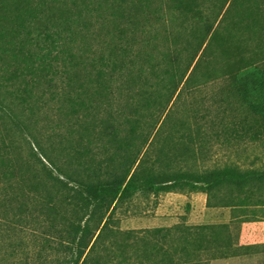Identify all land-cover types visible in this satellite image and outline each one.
<instances>
[{"label": "rangeland", "instance_id": "obj_1", "mask_svg": "<svg viewBox=\"0 0 264 264\" xmlns=\"http://www.w3.org/2000/svg\"><path fill=\"white\" fill-rule=\"evenodd\" d=\"M83 1L90 30L49 31L41 44L23 45L18 63L28 89L7 85L3 93L14 102L15 95L24 98L19 106L28 130L52 155L60 147L66 163L84 162V174L103 172L123 160L131 146L121 144L124 138L131 144L133 135L139 155L146 149L150 160L173 169H264V0ZM114 22L124 30L123 43L106 32ZM206 27L214 32L196 62ZM111 44L114 60L128 66L150 54L142 79L148 83L127 84L126 69L111 82L96 74L111 67L104 64H111ZM67 52L85 72L70 91L63 85ZM41 72L51 78L49 87L36 83ZM96 78L104 80L98 94ZM26 138L0 117V264H54L73 207L69 191L27 160ZM19 209L24 216L17 221ZM111 217L95 264H264V182L137 192L117 203Z\"/></svg>", "mask_w": 264, "mask_h": 264}, {"label": "trees", "instance_id": "obj_2", "mask_svg": "<svg viewBox=\"0 0 264 264\" xmlns=\"http://www.w3.org/2000/svg\"><path fill=\"white\" fill-rule=\"evenodd\" d=\"M63 1L64 3L62 0H57V5H53L43 3L40 0L41 4L48 6L43 8L37 4V1L33 3V0H0V117H7L21 132V135L27 137L24 140L28 148L27 160L42 164L41 172L43 175L58 188L69 191L65 195L67 202L73 207V213L65 220L67 228L62 230L65 234L62 236L59 234L60 241L58 242L63 254L54 264H95L91 260L95 249L102 242V239L104 240L101 231L112 219V210L117 203L128 199L137 192L157 193L170 191L176 187L210 191L223 184L241 186L264 182V169L238 170L232 167H218L200 171L173 169L168 161H160L159 158L150 160L146 154V149L139 155L138 147L135 144L138 137L133 138V135L129 136L132 138L131 144H128L126 139L125 145V138L123 139L122 147L131 146L130 150L126 151L123 160L111 163V165L109 162L103 172L91 169L87 174H84L82 171L85 170V167L81 168L83 161L75 160L74 163H66L69 161L63 156L60 147L56 155H52V151L47 148V145L31 130H28L29 126L23 115L25 109L19 106L25 104L24 98L15 95V98L19 100L14 102L11 98L5 97L3 93L9 92L7 85L13 87V90L20 87L23 90L28 89L25 87L27 83L18 63L17 52H21L23 45L31 42V40L41 44L42 40H46L47 36L50 35L49 31L57 36L67 30L75 33L79 25L81 31L90 30L88 26L91 20L85 17V12L82 9L83 7L87 8V4L83 1L82 5V0L79 3L75 0ZM91 1L89 0V2ZM30 2L34 4L33 7L29 5ZM143 2L148 5L150 0H143ZM115 3V0L110 1L111 5H115ZM96 4L98 6L103 5L101 2ZM182 7L184 6L182 5ZM135 20L136 18L131 22L135 23ZM112 27L114 28L109 27L110 30L106 28V32L123 43L122 33L124 30L121 27L120 29L117 28L116 22L113 23ZM211 29L206 27V33L209 32V36L204 37L197 47L196 62L208 47L209 39L214 32ZM110 46L112 48L109 55H113L110 60L111 64H104L111 67L108 69L109 71L97 69L96 74L100 77L104 75V80L111 82L114 80L116 72L126 69L127 84L142 87L148 83V81L143 82L142 79L146 72L144 65L151 66L152 64L149 53L146 52L142 55L141 61L137 59V64L131 63L128 66V61H124L123 58L116 57L115 59L119 61L114 60V46L112 44ZM138 57L141 58V55ZM62 62L64 63L62 64L63 67L65 63H69V67L62 68L67 74L63 85L68 86L70 91L74 86L82 84L80 79L85 72L82 73L78 68H75L76 63L69 52L66 54V59L65 57L62 58ZM196 62L193 67H195ZM90 74V70L86 71L89 80H91ZM41 75L45 74H39V81L36 78V83L45 84L49 87L51 78L48 76L44 78ZM104 80L94 79L97 83V94L99 93V86H104ZM23 129H26V134H23ZM114 131L116 130L112 128L111 133L114 134ZM52 210L53 206H47V211ZM22 216H24V210L19 209L13 214V219L18 221ZM96 231H98L97 234H95Z\"/></svg>", "mask_w": 264, "mask_h": 264}]
</instances>
